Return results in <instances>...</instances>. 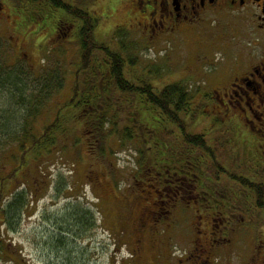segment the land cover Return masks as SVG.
<instances>
[{
  "label": "trees",
  "instance_id": "16d2710c",
  "mask_svg": "<svg viewBox=\"0 0 264 264\" xmlns=\"http://www.w3.org/2000/svg\"><path fill=\"white\" fill-rule=\"evenodd\" d=\"M16 6L21 7L27 13L24 17L31 20L43 17V21L50 23L55 20L59 24L78 23L79 30L73 42L76 44V56L79 57L77 61L59 58L66 52L60 50L57 56V66L60 68H53L43 78H36L38 82L33 87L26 83L23 71L12 70L0 57V102L4 106L0 107V134L5 144L8 143L10 156L15 160L12 167L5 170L7 160L4 155L0 156V225H4L6 231L16 229L22 214L32 202L33 191L36 192V187L32 189L28 181V184L23 182L16 186L22 166L27 167L30 160L38 161L45 156L46 159L37 164L44 175L43 164L49 162L50 155H59L66 148L80 144L79 137H72L69 119H77L84 124L91 148H95L104 136L116 139L118 147L134 146L139 153L137 173L133 174L140 182H136V185L151 190L157 184L154 179H159L162 186L167 181H173V188L192 186L199 191V195L185 196L175 202L192 205L197 200L199 204L212 205V210L218 211L222 219L242 212L237 210L230 213V207L224 206L232 203L240 208L243 200L250 202L247 201L249 198L255 208L264 214V181L227 171L218 161L220 154L226 151V144L229 145L227 140L230 138L223 132L229 130L232 124L224 127L222 117L212 118L209 114L206 130L209 132L206 135L200 133L202 128L194 133L189 131L191 124L198 123L203 106L211 101L209 96L201 95L193 106L200 88H193L184 81L159 86L153 82L156 75L161 73V66L157 64L144 66L147 73L132 72L138 64V49L128 47L131 40L127 39V30L124 28L113 33V28L101 29L105 33L102 36L101 32L102 38H105L102 40L96 36V31H101L97 30L101 17L91 15L90 8L83 9L76 4L71 6L62 0H24ZM135 34L140 35L139 32ZM134 42L139 43L136 39ZM38 46L43 49L42 59L49 61L53 52L43 48L41 41ZM68 76L72 77L73 82L71 93L62 102L56 93L64 87ZM66 106L79 109L77 112L68 111ZM141 111L147 115L140 114ZM44 112L47 114L46 120L42 118ZM38 118L43 121L38 122ZM213 136L215 140L211 145L209 140ZM145 148L162 152L163 161L157 163L152 155L147 156ZM109 149L114 150L111 146ZM101 153L106 154V150L102 148ZM210 155H213L212 160L209 159ZM235 192H239L240 197L234 196ZM71 211L72 223L77 228H87L95 223L94 216L86 208L75 205ZM72 231L70 227L61 225L58 240L72 237ZM9 242L4 244L0 239V259L8 254Z\"/></svg>",
  "mask_w": 264,
  "mask_h": 264
},
{
  "label": "rangeland",
  "instance_id": "374dc122",
  "mask_svg": "<svg viewBox=\"0 0 264 264\" xmlns=\"http://www.w3.org/2000/svg\"><path fill=\"white\" fill-rule=\"evenodd\" d=\"M69 1L83 9L90 8L91 15L97 16L93 12L94 6L98 11L104 13L98 15L101 19L98 22L97 30L113 28V33L124 28L127 30V39L131 40L128 41L130 42L127 44L128 47L138 49V55L136 54L138 64L134 66L132 72L147 73L144 66L157 64L161 66V73L159 76L156 75V80L153 82L159 86L175 81H184L193 88H200V94L195 98L193 106L204 92L217 86V78L211 73L214 66L205 64L208 54L211 57L214 54L219 56L220 51H223L231 56L234 51H241L243 47L242 44L237 45L238 38L233 37L240 31V28L238 22L232 18L223 17L219 21L210 20L201 27L198 25L195 29L187 30L183 36L175 35L169 40L147 44L141 33L140 35L135 34L138 33L137 29L129 28L134 21L129 18L126 12L129 6H124V1H121L124 7L121 3L119 5V2L108 4L105 0L100 2L97 0ZM20 2H24V0H0V57L4 64L12 70L23 71L22 76L26 83L29 87H33L36 86V78H43L46 72H51L53 68H60L57 66L59 64L57 56L60 50H66V52L59 58L77 61L79 56H76L75 42H70L69 37L62 38L59 31L53 33V22L43 21V17L32 20L29 17H24L27 13L21 7L16 6ZM65 25L67 24L65 23ZM96 32V36L105 40L102 38L103 34L105 35L102 30ZM243 33L241 31L240 35ZM223 36L225 39L219 40V37ZM205 38L210 43H204ZM135 39L139 43L134 42ZM40 41L44 45L43 48L53 52L49 61L46 58L42 59L44 54L41 51L43 49L38 48ZM42 68L43 70H41ZM151 75L154 76L153 73ZM72 84V77L68 76L64 87L56 93L60 101L64 102L69 98ZM122 103L125 104V101ZM2 105L0 102V107H4ZM65 109L77 112L79 108L66 106ZM206 109L207 106H203L198 123L190 125V132L194 133L198 129L208 126V116L212 112ZM140 114L143 112L141 111ZM211 117L216 116L212 114ZM42 118L47 119L46 112L43 113ZM43 119L38 118L37 121L42 122ZM221 120L224 127L232 124V130L237 129L238 122L230 119ZM69 122L71 123L69 127L73 131L72 137L80 138V144L77 147L71 146L59 155H50L49 162L43 164L44 175L40 173L37 164L46 159L45 156L40 157L41 160L38 161L37 159L30 160L27 167L26 165L22 166L16 186L22 185L23 182L29 183L32 189L36 187V192L33 191L32 202L22 214L15 230L6 231L4 225H0V239L4 244L10 241L8 254L4 259H0V264H127L126 262L130 258L132 259L129 248L131 244H125L127 234L124 225L119 221L120 212L125 207L124 200H132L136 196L146 197L145 200L141 199V201L129 204L128 207L131 209H136L152 201L147 193L149 189L143 185H136L140 182L133 176L134 173H137L135 170L139 153L134 146L118 147L116 139L109 136H104L95 148H91L88 143L91 141L87 137L84 124L77 119H69ZM231 140L237 141V145L241 144L239 137H233L230 139V143ZM5 143V139L0 134V156L4 155L7 160L8 166L5 169L7 170L12 167L15 160L10 156L11 151L8 149V143ZM110 146L114 150L111 151ZM153 147L158 148V146ZM102 148L106 150V154L101 153ZM145 150L147 156L151 157L152 155L157 163L164 158L162 152H155L151 148H145ZM222 164L227 171H236L237 175H243L239 172L241 169L236 165L232 164L231 167L230 163L222 162ZM244 191L250 193L247 190ZM239 195L234 194V196L240 197ZM247 201L250 202L245 203L243 200V205L239 206L240 208L232 203L227 207L224 206L225 208L230 207L228 209L230 213L237 210L242 211L230 215L236 221V230L239 231L236 235H229L231 239L227 242L223 241L224 244L216 249L217 257L214 259V264L263 263V258L255 256V249L258 250L260 244L264 246V214L255 208L251 198ZM75 205L91 212V216L95 218V223L92 226L79 229L72 223L70 213ZM167 208L170 207L167 206L164 210ZM183 212L185 213L182 214ZM195 213L192 205L184 206L183 209H174L175 223L168 231L169 235L171 233V243L174 246L182 244L194 254L196 253L193 249L195 245L193 238L198 221ZM61 225L73 230L72 237L66 236L68 239L58 240L60 237L58 230ZM261 251L264 252L263 247ZM144 256L150 255L145 253ZM193 258L196 259V256Z\"/></svg>",
  "mask_w": 264,
  "mask_h": 264
},
{
  "label": "flooded vegetation",
  "instance_id": "af4514ba",
  "mask_svg": "<svg viewBox=\"0 0 264 264\" xmlns=\"http://www.w3.org/2000/svg\"><path fill=\"white\" fill-rule=\"evenodd\" d=\"M105 1L108 4L119 2L122 6L124 1V6H129L126 12L134 21L129 28L137 29L147 44L169 40L175 35L183 36L187 30L195 29L198 25L201 27L210 20L219 21L227 17L238 22L240 31L233 37L238 38L237 45L242 44V50L234 51L231 56L223 51H220L219 56L214 54L213 57L207 53L205 64L214 66L211 73L217 78V86L204 92L202 96L207 95L211 99L210 104L206 105V110L212 112L214 116L238 122L237 129L232 130L231 127L223 133L230 139L239 137L241 144L237 145V141L231 140V143L233 142L231 145L230 139L227 140L230 145L226 144V151L220 154L218 161L241 166L239 172L243 174L240 175L242 177L248 176L254 180L264 181V0ZM62 2L74 5L69 0ZM93 12L97 16L104 14L95 6ZM59 23L57 20L52 23L53 33L59 31L62 38L69 37L70 41H74L79 30L78 23ZM241 31L244 32L242 35ZM221 38L225 39L223 36L219 37V40ZM203 42L210 43L206 38ZM207 44L205 45L208 47ZM207 128L208 126L202 128L200 133L206 135L209 132L206 131ZM214 136L209 140L211 145L215 140ZM204 154L208 155L206 152ZM212 157L213 155H210L209 159L212 160ZM154 180L157 188L154 186L147 192L152 201L131 209L128 207L129 204L145 200L146 197L136 196L132 200H124L125 207L120 212L119 221L125 227L127 234L125 244H131L129 248L132 257L126 263L214 264L217 257L216 249L224 244L223 241L231 239L229 235L238 233L236 221L230 215L222 219L218 211L212 210L214 208L212 205L205 206L196 200L192 204L198 218L193 238L195 243L193 249L196 254L182 244L176 247L171 243V233L170 235L168 233L169 228L175 223L174 209H183L189 205L181 204L182 197L200 193L191 188L192 186L180 185L173 188V181L171 183L167 181L165 186H162L159 179ZM176 199L180 200V203L175 202ZM167 206L170 208L164 210ZM242 223L244 224V220ZM262 247L264 248L260 244L259 249H255V256L260 259H264ZM176 251L177 254L174 253ZM145 253L150 256H144Z\"/></svg>",
  "mask_w": 264,
  "mask_h": 264
}]
</instances>
